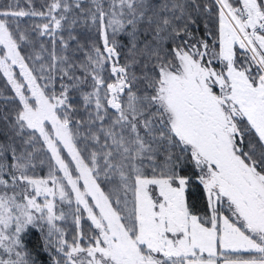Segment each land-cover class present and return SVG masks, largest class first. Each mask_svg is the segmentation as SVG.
Here are the masks:
<instances>
[{
  "label": "snow or ice",
  "instance_id": "obj_1",
  "mask_svg": "<svg viewBox=\"0 0 264 264\" xmlns=\"http://www.w3.org/2000/svg\"><path fill=\"white\" fill-rule=\"evenodd\" d=\"M0 80V264H264V0H7Z\"/></svg>",
  "mask_w": 264,
  "mask_h": 264
},
{
  "label": "trees",
  "instance_id": "obj_2",
  "mask_svg": "<svg viewBox=\"0 0 264 264\" xmlns=\"http://www.w3.org/2000/svg\"><path fill=\"white\" fill-rule=\"evenodd\" d=\"M6 2H7V0H0V5L4 4ZM33 2L37 8H40L41 5L43 3H45V0H33ZM153 2L160 3V2H162V0H153ZM201 2L211 4V3H213V0H201ZM215 12H216L215 8H213L211 15H209L207 13H203V12H201V13L193 12V17H194L196 22H195V24L190 25V29L192 30L195 39L198 40L201 37H205V33L207 31H211L212 33H217L218 21H217V17L215 15ZM141 27H143V26H141ZM77 31L82 32V31H84V29L77 28ZM205 38H207V37H205ZM81 39L83 40L84 37H81ZM120 39L125 44H127V37L121 36ZM147 39H150V37H146L143 34V32H141L140 36H139L138 43L142 46L143 42ZM209 43H212V41L209 40ZM217 48H218V46H217ZM126 51H127V49H124V52H126ZM77 55L82 57L83 53H78ZM124 59H125V56L122 53L121 57H120V62L123 63ZM107 74L108 73H105V75H107ZM0 90H3L4 94H10V90L5 89L3 80H0ZM2 103H3L2 100H0V105H2ZM0 127H2V125H0ZM0 139H2V137H0ZM46 171H47L46 167H41L38 169V174L41 177H43L44 175H46V173H47ZM201 203L203 204V202H201ZM200 207H201V205H198V209ZM197 214L203 215L204 213L202 210H200V211H198ZM81 225H82L83 231L85 233H87L89 230L95 231V229L92 228L90 222L86 218H84L81 221ZM61 227L64 229L66 239L69 242H71L73 240V237L76 236V234H77V229H76V225L74 223V218L69 217L67 219V221H64L62 223ZM40 237L41 236L36 231L32 230L28 234H26L25 238H23V243H24L25 247L31 251L32 255L34 257H36L37 264H49V255L50 254L44 252L42 250V248L40 247V244H39ZM37 253H39L38 256H37Z\"/></svg>",
  "mask_w": 264,
  "mask_h": 264
},
{
  "label": "rangeland",
  "instance_id": "obj_3",
  "mask_svg": "<svg viewBox=\"0 0 264 264\" xmlns=\"http://www.w3.org/2000/svg\"><path fill=\"white\" fill-rule=\"evenodd\" d=\"M232 2L235 4V3H238V0H232ZM217 67H218V65H217ZM47 172V171H46ZM21 199H22V196L20 197ZM42 202V201H41ZM61 208L63 209V211L65 212V213H69V212H71L73 215H70L69 217H74V209H75V203H74V200H73V204L71 205V207L69 206V205H67V204H63V205H61ZM84 218H86V214H84ZM64 221H57L56 223L59 225V226H61L62 225V223H63ZM90 222V221H89ZM32 230H34V231H36L40 236H41V232H38L35 228H29L27 231H26V233L23 235V237H22V239L23 238H25V236H26V234H28L30 231H32Z\"/></svg>",
  "mask_w": 264,
  "mask_h": 264
}]
</instances>
